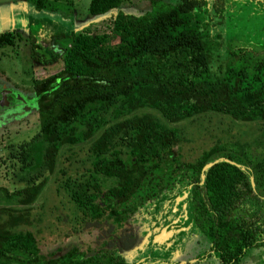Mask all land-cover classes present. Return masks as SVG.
I'll list each match as a JSON object with an SVG mask.
<instances>
[{
  "label": "trees",
  "instance_id": "16d2710c",
  "mask_svg": "<svg viewBox=\"0 0 264 264\" xmlns=\"http://www.w3.org/2000/svg\"><path fill=\"white\" fill-rule=\"evenodd\" d=\"M122 1L89 0L87 11L104 14ZM202 2L151 0L140 15L118 10L101 32L85 26L57 35L68 48L42 63L60 57L61 69L31 79L37 129L28 140L5 145L0 159L17 163L13 176L20 184L11 190L0 185V264H131L119 251L138 237L128 222L172 192L186 195L189 226L208 243L197 260L237 264L249 248L264 247L263 143L255 144L258 152L238 142L215 144L191 162L171 151L180 132L168 123L205 113L264 122V28L255 42L244 36L234 44L219 41L206 27L211 6L201 8ZM243 2L264 12V0ZM34 7L44 8L43 0ZM199 9L204 14L197 16ZM14 38V32L0 33V48ZM37 49L31 41L30 57L40 56ZM220 51L224 62L215 73L213 57ZM75 146L83 152L74 160L77 174L55 171L60 151L73 157ZM53 173L76 218L85 224L109 220L106 232L119 231L118 246L110 240L90 255L76 248L58 256L39 252L24 227L31 224V203Z\"/></svg>",
  "mask_w": 264,
  "mask_h": 264
},
{
  "label": "rangeland",
  "instance_id": "374dc122",
  "mask_svg": "<svg viewBox=\"0 0 264 264\" xmlns=\"http://www.w3.org/2000/svg\"><path fill=\"white\" fill-rule=\"evenodd\" d=\"M30 1L34 4L36 0ZM177 1L179 0H161V2L171 4ZM203 1L201 8L211 6L206 27L210 33L221 36V38H217L219 41L224 39L234 44L236 39L239 40L243 36L252 42L258 40L255 36H259V32L256 31H261L264 28V12L254 10L248 3L243 2L244 0ZM88 2L89 0H43L45 12L51 14L50 21H46L48 18L46 15H42L40 20H38L39 14L35 16L30 13L28 17V7L25 9L23 7L25 0H0V31L7 28L8 18L16 15V12L27 14L24 20L32 23L23 25L25 23L23 21L22 25L15 27L14 30L18 31V36L15 34L12 44L0 48V159L7 153L5 145L18 144L22 140H28L37 129V105L34 101L35 94L31 86V79L43 78L61 69L62 60L60 57L46 64L42 63L49 60V54H57L62 57L68 48L67 39L59 38L57 35L66 34L68 31H77L85 26H90L95 32H101L107 29L110 17L115 15L118 10L140 15L149 9L151 0H123L118 8L100 15L89 14L87 11ZM257 11L258 13H256ZM200 13L204 14V10L195 11L197 16H200ZM214 15L217 16L214 17ZM39 23H46L43 25V31L41 25V28L38 27ZM243 31L256 32L257 34H251V38L250 35H244ZM260 35L263 37L264 33ZM32 38L40 46V49L35 51L40 55L37 58L29 55ZM223 62L224 57L220 51L213 57L212 69L215 73L219 72L215 70L217 69L216 65H222ZM141 112L155 114L151 110H141ZM167 125L180 132V140L171 151L182 162L193 161L203 150H207L215 144L231 146L232 143L238 142L248 144L252 151L258 152L260 147L255 149L254 146L257 142H262V149H264V122L243 123L224 115L205 113ZM70 150L71 153L73 152V157H70L69 151L65 149L60 151L55 171L63 169L65 174L73 177L77 174L75 169L79 168V164L74 160L83 155V152L79 150L78 152L76 146ZM17 166V163L10 159L0 164L1 186H5L9 190L20 186L15 182L13 176ZM61 182L57 173L49 175L43 190L30 205L31 224L24 229L34 235L39 252L42 255L58 256L67 250L76 248L86 255H90L106 248L107 242L110 240H113L114 244L116 243L114 247L118 246L119 231L106 232L110 226L109 220L100 218L98 221L90 220L85 224L79 217L76 218L77 211L74 209V204L69 201L67 192L60 186ZM179 195L176 192L174 198ZM169 201L168 197H159L147 212H137L132 216L127 225L138 237L132 247L119 250L120 253L124 254L129 262L136 264L152 262L156 264H212V258L197 260L196 257L207 250L208 243L203 236L194 233L189 226L188 219L181 221L183 228L172 239L169 237L171 233L161 234L162 236L158 239H154L155 233H158L159 229L155 230L158 227L155 225L156 221L153 217L155 218L156 214L163 209L162 205L158 203L163 204ZM181 202L178 200L174 205L178 207ZM170 206H173V203H170ZM166 212H169V208ZM176 212L175 208L174 213ZM150 225L154 226L151 230ZM139 246L148 247L143 252L138 251ZM205 256L206 254H204ZM237 264H264V247L249 248Z\"/></svg>",
  "mask_w": 264,
  "mask_h": 264
},
{
  "label": "flooded vegetation",
  "instance_id": "af4514ba",
  "mask_svg": "<svg viewBox=\"0 0 264 264\" xmlns=\"http://www.w3.org/2000/svg\"><path fill=\"white\" fill-rule=\"evenodd\" d=\"M264 10V8L262 9ZM174 195H175V192H172L170 195H168V198H170V203H173V206H170V203L169 202H165V203H158L159 205H162L163 209L160 210V212H158L156 214V217L153 219L156 221V226L158 227L157 229H155L156 231L159 229L158 233H155L154 235V239H158L160 236H162L161 234H166V233H171L169 235V237H171V239L173 238V236L178 233L179 231H181V229L183 228V226H181V221H184L186 219H188L187 217V202L185 200L186 198V195L185 194H182V195H179L178 197L174 198ZM162 197H166L165 195H162L160 196V198ZM157 200V199H156ZM152 201L151 202V205H149V209L152 208V204L156 201ZM178 200H181L182 202L179 203L181 205H178V207L174 204H176V202ZM178 204V203H177ZM169 208V212H166V210H168ZM176 208V213H174V209ZM155 211V210H154ZM155 216V215H154ZM161 223V226H159V224ZM152 225H150L151 227ZM154 228L151 227L150 230ZM154 231V232H156ZM153 232V233H154ZM148 234V232H147ZM144 239V237H143ZM142 239V240H143ZM155 241V240H154ZM139 245H141L140 243H138ZM142 246H139L138 248V251H145L147 250V247H142ZM153 263V262H152ZM131 264H136L135 262L131 263ZM160 264V263H159Z\"/></svg>",
  "mask_w": 264,
  "mask_h": 264
},
{
  "label": "crops",
  "instance_id": "0c3cea01",
  "mask_svg": "<svg viewBox=\"0 0 264 264\" xmlns=\"http://www.w3.org/2000/svg\"><path fill=\"white\" fill-rule=\"evenodd\" d=\"M232 1H239V0H232ZM22 4H24V3H22ZM23 7H24V9H25V7H28V12H27L28 17H29L30 13L35 14V16L36 15L38 16V14H39L38 20H40V17H42V15H46V17H48V18H46V21H50L49 17L51 16V14L50 13L47 14V12H45L46 11L45 8H42L40 10L35 9L34 4H32V2L30 0H25V4H24ZM16 13H17L16 15H13L12 17L8 18L9 22L7 24L8 25L7 28L5 30H3V31H0V33H3V32H14L17 35L18 31L14 30V28L19 26V25H22L21 23L23 21H25L24 20L25 19V15H27V14H23L21 12H16ZM34 18L36 19L37 17H34ZM25 24H32V23H30L29 21H25V23H23V25H25ZM44 24H46V23H44ZM44 24L43 23H41V24L39 23L38 24V27H40V25L42 26V28L40 27L42 29V31H43V25ZM40 39H41V37H40ZM31 41H34V43L36 44L34 38H32ZM36 45H38V44H36ZM38 47H39V45H38Z\"/></svg>",
  "mask_w": 264,
  "mask_h": 264
},
{
  "label": "water",
  "instance_id": "95a60500",
  "mask_svg": "<svg viewBox=\"0 0 264 264\" xmlns=\"http://www.w3.org/2000/svg\"><path fill=\"white\" fill-rule=\"evenodd\" d=\"M211 163L207 164L206 166H210Z\"/></svg>",
  "mask_w": 264,
  "mask_h": 264
}]
</instances>
